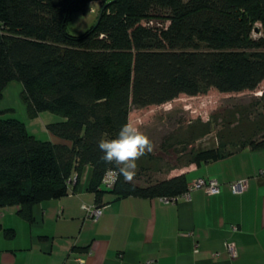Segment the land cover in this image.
Returning <instances> with one entry per match:
<instances>
[{"label":"trees","instance_id":"1","mask_svg":"<svg viewBox=\"0 0 264 264\" xmlns=\"http://www.w3.org/2000/svg\"><path fill=\"white\" fill-rule=\"evenodd\" d=\"M88 1L0 0V114L11 110L1 108L6 87L20 81L29 114H61L47 129L67 141L41 139L19 117L0 115V207L64 196L87 166L97 204L108 190L180 196L189 189L185 173L146 185L120 177L107 187L105 170L114 165L101 161L99 140L116 138L131 106L212 87L254 90L264 81V0H102L100 19L81 35L69 33L71 12ZM247 145L264 147V136ZM223 149H194L193 159L237 151Z\"/></svg>","mask_w":264,"mask_h":264},{"label":"crops","instance_id":"2","mask_svg":"<svg viewBox=\"0 0 264 264\" xmlns=\"http://www.w3.org/2000/svg\"><path fill=\"white\" fill-rule=\"evenodd\" d=\"M47 131L46 139L67 142ZM180 173L189 183L216 177L223 182L222 191L209 194L197 188L188 197L167 201L161 196L118 197L108 190L103 204H97L88 189L87 166L64 196L0 207V264H264V147L247 145L173 176ZM243 178L249 179V188L233 192L230 182ZM86 205L102 206L103 214L93 218ZM227 241L235 242L237 256Z\"/></svg>","mask_w":264,"mask_h":264},{"label":"rangeland","instance_id":"3","mask_svg":"<svg viewBox=\"0 0 264 264\" xmlns=\"http://www.w3.org/2000/svg\"><path fill=\"white\" fill-rule=\"evenodd\" d=\"M103 5L102 0H89L82 9L72 11L67 31L81 35L89 30L97 22ZM257 35L255 32L254 36ZM13 82L1 107L9 105L14 109L0 115L19 117L30 131L46 139L47 123L64 117L48 110L31 116L21 85ZM130 121L137 123L155 145L152 153L137 161L134 181L146 185L189 168L195 163L194 149L220 144L223 151H234L261 140L264 136V81L254 90L224 92L212 87L206 93L181 94L162 104L131 106Z\"/></svg>","mask_w":264,"mask_h":264},{"label":"clouds","instance_id":"4","mask_svg":"<svg viewBox=\"0 0 264 264\" xmlns=\"http://www.w3.org/2000/svg\"><path fill=\"white\" fill-rule=\"evenodd\" d=\"M98 147L103 153L100 157L106 165H114L105 170V180L115 184L120 177L127 183H133L137 176V161L154 151L155 145L134 122L125 123L116 138H101Z\"/></svg>","mask_w":264,"mask_h":264},{"label":"built area","instance_id":"5","mask_svg":"<svg viewBox=\"0 0 264 264\" xmlns=\"http://www.w3.org/2000/svg\"><path fill=\"white\" fill-rule=\"evenodd\" d=\"M107 187H111L113 184H109L106 182ZM222 185L223 182L216 178V177H209V178H198L194 180L192 183H189V189L187 192L184 193V195L189 196V193L193 189L197 188H203L207 193L209 194H218L222 191ZM230 187L235 193H240L244 192L249 188V179L248 178H243V179H238L230 182ZM180 196L172 197V198H167L164 197L167 201L169 200H176ZM85 209L89 213L90 216H92L95 219H98L102 214H103V207L98 206V205H86ZM238 227L236 225H233V229L236 230ZM226 247L231 253L232 256H237L238 250L235 242L233 241H227L226 242Z\"/></svg>","mask_w":264,"mask_h":264},{"label":"water","instance_id":"6","mask_svg":"<svg viewBox=\"0 0 264 264\" xmlns=\"http://www.w3.org/2000/svg\"><path fill=\"white\" fill-rule=\"evenodd\" d=\"M101 15H102V11H101V13H100L99 19H100Z\"/></svg>","mask_w":264,"mask_h":264}]
</instances>
